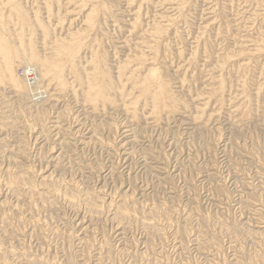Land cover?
Wrapping results in <instances>:
<instances>
[{
	"label": "rangeland",
	"instance_id": "1",
	"mask_svg": "<svg viewBox=\"0 0 264 264\" xmlns=\"http://www.w3.org/2000/svg\"><path fill=\"white\" fill-rule=\"evenodd\" d=\"M116 1L118 2V3L116 2L117 4L122 6V8H124L125 5L127 4V0H116ZM214 1L215 0H190L189 6L185 8L186 11H184L183 13V20L179 21V23L176 25L177 27L175 26L176 28L174 27L172 29V31L178 30L183 36V39H186V41L184 40L185 44H183L185 49H187L186 51H188V49L194 45L195 39L193 38L194 36L196 37L197 34L199 35L198 33V30L200 31L199 26L204 25L205 19L204 18L202 19V17H204L203 15L205 13H208L209 9L214 4L219 2V0H216L215 2ZM220 3L225 4V6L228 7L226 11L228 15L230 14L229 15L230 18L233 19L238 16L237 18L238 22L232 21L231 23L232 32L230 30L228 32L229 34L228 33L221 34L222 36L225 37V38L222 37L224 41H222L221 35L220 36L217 35L215 38L213 37V41L215 43L216 49H218L217 50L218 54H221L219 52H222L223 50L225 51V49L226 51L228 49H232L231 46H233L235 42L234 40L237 37V33L238 35L245 33L255 35L261 28L263 29L264 26V0H253V2L252 0H220ZM126 6L127 7H125L124 9L128 8V5ZM166 6L168 7V5ZM166 6H164L166 8V9L164 8V10H167ZM170 7L171 6H169L168 9L172 10V8ZM145 8L146 7L143 8V11L146 10ZM158 8L160 9L161 7ZM126 14L128 13H125V15ZM77 15L75 14V17L77 16L76 18L78 19H73L76 20L74 23L78 24V26H81L83 25L82 24L83 22H81L82 20L80 16L81 14L80 15L77 14ZM125 15L119 17L121 19V22L120 20H118L117 22L118 24L123 26L120 31L115 30L116 23L112 21L110 24L112 26L110 27V29H113L114 26V30H115V31L111 30L110 33L111 35L117 34L118 40L117 39L116 40L118 43H120L118 44L119 47L121 46L119 48L120 50L126 49L124 43L125 40L127 39L126 37H128L129 35L128 32L126 31L128 28H126L124 25L127 24L126 18L129 19V17H125ZM65 16H69V15H65ZM70 16L67 18L70 19L75 18L74 15L71 17ZM122 17H124L125 19ZM244 19L246 20V22ZM181 22L182 23L184 22L187 25L186 24L184 25V23L182 24ZM201 22H203L202 25ZM67 23L68 22L65 21L63 25L66 26ZM249 23L252 24L250 25ZM189 25L191 27H189ZM246 25L249 27L251 26L250 27L251 29L249 27H245ZM123 28H125L126 30H124ZM184 28L187 29V32H185L186 30ZM172 31L170 33H172ZM126 33L128 34L127 36ZM170 33L169 36L172 38L168 37V40L170 43H172L171 46L176 48L178 45H176L177 44L176 41L175 42L173 41L174 32L171 35ZM211 35H213V32L211 33ZM226 36L228 37L227 39ZM218 37H220L221 39ZM223 43L225 44L223 45ZM223 46L224 48H222ZM219 48H221L222 50ZM214 52H215L214 54H216L215 56H217V52L215 49ZM187 53L189 54V51ZM202 55L204 54L201 53V60L204 59V56ZM24 67H29V65L24 64L20 66L19 69L21 70V68ZM19 69L17 71L18 76L20 78H24V76L21 77V75L19 74ZM257 73H259V71H257ZM10 90L11 89H8L6 91V96L10 97L9 104L12 103L11 105H6V106H10V107H6L4 104L1 103L2 101H0V111H1L0 116L5 117L6 115V117L7 116H9L10 118L13 117L12 120H14V122L16 121L15 122L16 129L13 128L8 132L9 139H7L4 142V144H2L3 142L0 143L1 146L0 151L3 150L0 153V165H1L0 190L2 191L0 193L1 196L4 193L3 194L4 198L7 197L8 199L7 200L8 202L6 201L7 203H5L6 205L5 204L2 205V203L0 202V229H1L0 240H2L1 249L2 250L4 249L3 251L2 250L0 251V258H2V256L4 255L3 257H5L8 260H11L10 261L11 263L25 264L26 263L25 259L22 258L19 259V255L17 258V254L16 255L14 254L16 252L13 253L15 247L17 248V246L18 247L24 246L25 243L26 246L28 245L27 247L30 246L31 249L33 248L32 250H34L33 252L35 254L37 255L40 254L41 255V256L39 255L40 257L43 256L44 259L45 258L47 259V260L43 259V262L45 261L44 264L46 263L50 264L51 258H52L51 260L56 259L55 262H53L54 264H66V263L68 264L70 260L71 263L73 262V264L75 263L77 264H88V263L89 264H134V263L135 264H165V263L166 264L168 263L197 264L198 262H199L198 264H219V263L264 264V258L262 256L264 255V145H263L264 115H262L263 112H261L262 116L259 120H257L258 118L253 119L254 121L250 120L248 122L241 123L240 125V122H238L239 123L238 124L237 120L235 118H232L228 110H225L224 112L227 111L226 112L227 114L223 112L221 116H219L218 119L214 122V126H212L211 129L209 127L205 128V130L204 128L203 130L201 128H197L199 130L196 131L195 129L196 133H194L195 131L192 130L193 137L191 135L182 136L181 134L185 132H192V131H186L187 129L184 130V128L192 127L189 125L182 126V128L184 127L183 129L182 128L160 129V127L154 128L152 126H151L152 129L147 126L148 128L147 129L142 127V129L143 128L145 129L144 131L146 132L147 135H145V132H143L142 130L140 131L143 133V135L141 132H139V130H138L139 133L136 132L137 129L135 128L134 130L136 131L133 130L134 133L135 132L137 133V134L135 133V135L138 136V134H140L138 136L139 141L135 142L134 138H132L133 137L132 135H134L133 131H129L125 133V131H128L129 129L134 127L131 126L129 120L126 119L127 117L125 114H123L124 113L123 110L118 111L121 109H118L115 112V115L117 117L114 115L112 119L101 118L99 116L98 117L95 116L94 114L87 115L89 113H86L83 110L81 105L77 102V99L73 97V95L71 94L65 95L61 99L57 100V102L56 101L46 102V100L48 99V94L46 90H44L46 91L45 93L42 90L43 94L41 93L40 95L45 94L44 99L45 102L48 104L43 102L44 101L43 98L42 99L37 98V100L39 99L38 101H33L32 103H29L33 99L34 94L31 96L32 98H29L28 95H26L27 93L24 92L19 98V96L16 97L12 92H10ZM33 103L34 105L41 104L40 107H42V109L37 105L34 106ZM43 104L44 106H42ZM51 104L52 107L54 108L52 107L50 108ZM59 107H60V111H59ZM64 107L68 109L66 111L67 114L64 112L66 115L63 116L62 114L61 117V111H62L61 108L64 109ZM46 108L48 110H46ZM59 112L60 115L57 114ZM228 113L230 114L231 118L229 117ZM12 120L10 119V121ZM53 121L54 122L56 121V124ZM111 122L119 125V129L114 130V128L107 125V123H111ZM171 126L173 127L174 124H172ZM57 127L59 128L61 127L62 129H58ZM217 127L219 128V130ZM70 128L74 129V132H76L77 129L80 130V134L82 136L78 137L80 134L76 135L77 136L76 138L80 140L79 142L80 145L82 141L84 143L87 142L84 141L83 139L84 136L85 138H88L90 137V135L92 134L94 135V137L93 136L90 137L93 139L89 140L90 145L88 146L90 148L87 146L86 148L87 154L85 153L87 160L93 162L94 164V169H95L93 170L94 172L92 171V173H89L88 169L79 168V166H77V163H79L81 159L77 155L78 152H76V154H73L74 149L72 150L71 148L72 146L69 145V143L71 144L76 142L73 141V139H75V136L71 135V133L66 132L69 131ZM153 128L156 130H153ZM64 129L67 130L64 132ZM94 129H96V132L94 131ZM178 129L179 130L181 129V133ZM177 130L179 131L180 135L179 133H176ZM56 131L58 134H56ZM61 131H63L62 134ZM164 132H165L164 135L167 137L163 135ZM210 132L213 135H211ZM129 134L132 135L128 136L127 138L124 137ZM143 136L144 137L151 136V140L150 139L145 140ZM191 137L193 138L192 140ZM60 138H63L65 139L66 142H69L68 145L64 146L62 149H59L61 147L60 144L62 143V140H60ZM123 138H125V140L127 141H131L133 139L132 140L133 143L130 146H127V149L128 148L130 149L131 146H133L135 148L134 151H137L134 156L132 157L130 156V161H127L129 159V156L123 155L124 153L127 152L120 151L121 152L120 153L117 150L119 148L118 145L120 143V140ZM16 140H18L19 142ZM188 140H190V143ZM140 141H142L143 143ZM51 143L53 144V146L58 144L54 150L56 151L55 153H50L51 152L50 147L51 148L53 147ZM127 143L128 142H126V144ZM113 144L114 145L116 144L115 146L117 149ZM111 145H113V148ZM11 146H13L14 148H12ZM84 148L85 147H81V149ZM145 150H147L148 152ZM227 150L229 151L227 152ZM58 153L59 154L63 153L62 159L53 161L54 157L55 158L58 157ZM152 158L157 159V160H153L154 163L160 162L161 160L160 162L161 165L151 164ZM119 159L121 160L119 161ZM72 161H74V163L76 164H72L73 163ZM134 161L135 163H133ZM129 162L134 167V169L131 170L132 172L129 169H126V167L130 166V164H128ZM145 163L148 165H146ZM115 164H117L118 166ZM164 164L168 165L167 170L169 171V173H165L164 175L159 174L160 173L159 170L153 168L156 166L157 168L159 167L165 168L166 166ZM54 166H56L57 168H55ZM113 166L115 167V169L110 170L113 169ZM100 168H102L103 172L102 171L99 172ZM79 169L85 171L84 175L80 172ZM153 169H155L157 172H152ZM53 171L55 172L52 175L53 178L50 180V183L54 182L53 180H55V182H58L57 180H60L61 182L60 181L59 182L61 184L59 183L56 185L57 187L56 194L52 196L51 194H49V192H47L46 189L43 190L40 189L41 186L39 185V182L42 180L40 177L44 176L43 174H45V176L50 175L49 173H52ZM22 174H24V176L27 177L26 179H32L33 182L35 181V183H38L37 185H39V187H37L35 190L33 189L34 191L29 190L28 188L29 186L19 188L18 190L20 191H18L17 188L15 187L9 189L10 187H8L9 184H7V182L9 183L10 179H13L14 177H17V175H22ZM127 174H129L131 177ZM135 176L136 178H138L137 180L133 179ZM104 181H106V183ZM134 182L137 183L135 184ZM164 182H166V184H164ZM121 183H123L124 186L120 188V186L122 185ZM128 184H130V186L133 185L132 186L133 189H137L136 194H134L132 196V199L130 200L132 202L131 205L134 204L136 209L134 210L135 212L132 211L135 214L131 213L130 217H128V219H126L125 221L121 222L122 224H120V222H117L116 220L114 221L112 220L114 219L113 216L114 207H109L108 204L110 203L120 204L121 196L119 194ZM101 187L103 188L102 190L105 189L104 192L101 190ZM129 187H126L123 190V192L129 190ZM42 188L45 187L43 186ZM40 191L46 192V194L49 195H46L44 199L40 194H38V192ZM97 191L98 192L101 191L100 194H98ZM5 193L7 196L5 195ZM70 194L71 195L74 194L75 198L73 199L72 197H70L71 196ZM112 194L113 196L110 200ZM95 195L98 196L99 198H101L102 196L101 200L106 201V202L104 201L106 205L102 203V205H104L105 208H103L104 211L102 209V213L100 215L90 214L91 212H88L90 211V209L88 208V205L85 204L88 198H90L89 200L94 199L93 196ZM109 195L110 197H108ZM105 196H107V198ZM109 201L110 203H108ZM100 204L101 202L99 203V205ZM107 208L109 209L113 208V209L109 210ZM76 216L87 217L86 219L89 222L87 225L89 226L91 225L88 230L85 231L83 229H78L79 228L77 224L78 217ZM144 220L145 222H142ZM229 223L230 225L233 223L231 227L227 226L229 225ZM238 228H241V231ZM251 229H253V231ZM258 230L263 234L257 232ZM255 232L258 235L257 234L254 235ZM82 239H85L86 242L81 241ZM28 242L30 243L28 244ZM102 243L108 244L103 249V251H101L102 248H100V246H102ZM7 245L8 247H6ZM260 248L263 251H261ZM44 253L45 255H43ZM53 253L55 254V256ZM254 254L256 255V257ZM258 257H262L263 260ZM253 259H255V261Z\"/></svg>",
	"mask_w": 264,
	"mask_h": 264
},
{
	"label": "bare ground",
	"instance_id": "2",
	"mask_svg": "<svg viewBox=\"0 0 264 264\" xmlns=\"http://www.w3.org/2000/svg\"><path fill=\"white\" fill-rule=\"evenodd\" d=\"M189 1L190 0H127L126 5H128V8L124 9L127 6L125 5V7L122 8V6L117 4L118 2L116 0H0V101H2L1 103L4 104L5 106L12 104V103L9 104L10 103L9 102L10 97L6 96V91L8 89H11L10 92H12L16 97L19 96V98L24 92L27 93L26 95H28L29 98H32L31 96L34 94L33 99L29 103H32L33 101H38L39 99L37 100V98H41V99L43 98L44 99L45 94L40 95L42 93V90L47 91L48 99L46 100V102L47 101L48 102L49 101H56L57 102V100L61 99L65 95L71 94V95H73V97H75L77 99V102L81 105L83 110L86 113H89L87 115L94 114L97 117L99 116L101 118L112 119L115 115V112L118 109H121L118 111L123 110V112H124L123 114H125L127 117L126 119H128L129 122L131 123V126L134 127V128H131L132 130L129 129L128 131H125V133L129 132V131H133L135 128L137 129V131L134 130L136 132H138V130H139V132H141L140 130L145 132L144 128H147V126L150 128H151V126L154 128L160 127V129L161 128H163V129L182 128V126H185V125L192 126L191 128H184L183 127L184 130L187 129L186 131H192V130L195 131V129L197 131V130H199L197 128H201L202 130L204 128V130H205V128H208V127L211 129V127L214 126V122L218 119L219 116H221V114L225 110H228V112L231 114L232 118H235L237 120V123L240 122V125H241V123L248 122L250 120L252 121L253 119L258 118L257 120H259L261 118V116L264 115L263 114L264 113V26H263V29L261 28L255 35H251L248 33L238 35V33H237V37L234 40L235 42H234L233 46H231L232 49H228L227 51L225 49L226 52L223 50L224 51V52L222 51L223 53L219 52L221 54H218V51H217L218 49H216L215 43L213 41V37L215 38L217 35L220 36L221 34H225V33L227 34L231 30L232 21L238 22L237 21L238 16L236 15L237 16V17H235L236 19L230 18L229 17L230 14L228 15V13L226 11V9L228 7H226L225 4H221L220 0H219L218 3L214 4L215 6L213 5L209 9V12L206 10L208 13L204 12L205 13L203 15L204 17H202V19L203 18L205 19L204 25H202L203 22H201L202 26H199L200 31L198 30L199 35L197 34V36H196L197 38L194 36L193 39H195V42H194V45L191 46V48H189L190 50L188 49V51H189V54H188L187 53L188 51H186L187 49H185V47L183 45V44H185L184 40L186 41V39H183V36L181 35V33L178 30L172 31V29L179 23V21L183 20V13H184V11H186L185 8L189 6ZM252 2H253V0H252ZM166 5H168V7L171 6L170 8H172V10H169ZM164 6L167 7V10H164V8H165ZM144 7H146L145 11H143ZM158 7H161L160 8L161 10ZM125 13H128V14H126L127 16L125 15ZM252 13H254V12H252ZM255 13H257V12H255ZM75 14L76 15L81 14L80 15L82 18L81 22H83L82 23L83 25L78 26V24L74 23L76 20H73V19H78V18H76L78 15L75 17ZM65 15H69V16L74 15L75 18L70 19V18H67L69 16H65ZM124 15H125V17H129V19L126 18L127 24H124L125 27L128 29L126 30L125 28H123L124 30H126L128 32L129 35L126 33V36L128 35V37H126L127 39L125 40V43H124L125 44L124 46L126 49L123 48L124 50H120L119 48L121 46L120 47L118 46V44H120V43L117 42V40H118L117 34L112 33L113 35H111V33H110L111 30H114V26H113V29H110V27H112L110 24L112 21L114 23H116L115 24L116 25L115 30L120 31L123 26H121L117 22H118V20H120V22H121V19L119 17L124 16ZM240 16H242V15H240ZM251 17H252V15H251ZM122 18H124V17H122ZM146 18H148V19H146ZM65 21L68 22L67 23L68 26L65 24L67 27L63 25V23ZM185 21H187V20H185ZM245 22H246V20H245ZM121 24H123V23H121ZM185 24L186 23H184V25ZM249 24L251 25L252 23H249ZM58 26H61V27H58ZM189 27H191V26L189 25ZM245 27H249V26L246 25ZM252 27H253V25H252ZM185 30L184 31L187 32V29H185ZM171 31H172V33L174 32L173 33L174 34L173 35V39H174L173 41L174 42L176 41L177 42L176 45H178L177 47L175 46L176 48L172 47L171 46L172 43H170L168 40V37H170L169 33ZM189 32H188V34H189ZM193 32H194V30H193ZM212 32H213V35H211ZM231 32H232V30H231ZM172 33H170V35ZM240 33H242V32H240ZM119 34H121V33H119ZM122 37H123V35H122ZM222 37H224V36L221 35V38ZM170 38H172V37H170ZM218 38H220V37H218ZM227 38L228 37L226 36V39ZM222 41H224L223 38H222ZM190 43H193V42H190ZM225 43H223V45ZM222 48H224V46ZM214 49L217 52V56H215L216 54H214L215 53ZM219 49H221V48H219ZM201 53L204 54V55H202V56H204L203 60H201ZM24 64L29 65V67H24V68H21V70H20L19 69L20 66H22ZM18 69H19V74L21 75V77L24 76V78H20L18 76V72H17ZM257 71H259V73H257ZM46 91H44V93ZM35 94H38V95H35ZM43 102L46 103L45 99ZM46 104H48V103H46ZM33 105H34V103H33ZM36 105L40 107L41 104H36ZM36 105H34V106H36ZM42 106H44V104ZM6 107H10V106H6ZM51 107H52V104H51L50 108ZM40 108L42 109V107H40ZM52 108H54V107H52ZM36 110H39V109H36ZM46 110H48V109L46 108ZM61 110H62L61 111V117H62V114H63V116L67 114V112H66L68 110L67 108H65V107H64V109L61 108ZM59 111H60V107H59ZM226 112H224V113H226ZM261 112H263L262 115H261ZM57 114L60 115V112ZM230 114H229V117H230ZM9 118L10 117L9 116L6 117V115H5V117L0 118V138H1L0 143L3 142L2 144H4V142L7 139H9L8 138V132L13 128L16 129V127H15L16 121L14 122V120H12L13 117L10 118L12 121H10ZM29 121H30V119H29ZM54 123L56 124V121ZM111 123H107V125L114 128V130L119 129V125L114 124V123L111 124ZM130 123H129V125H130ZM172 124H174L173 127L171 126ZM104 125H105V123H104ZM54 127H56V126H54ZM142 127H144V128L142 129ZM46 128H48V127H46ZM57 128L62 129L61 127L60 128L57 127ZM154 128H153V130H156ZM90 129H92V128H90ZM66 130L67 129H64V132ZM178 130L176 131V133H179V131L181 133V129L179 131ZM218 130H219V128H218ZM94 131L96 132V129H94ZM134 131H133V133H134ZM196 131L194 133H196ZM62 132L63 131H61V134H62ZM66 132L71 133V135H74L75 139H73V141L74 142L76 141V142L70 144L69 142H66L65 139L60 138V140H62V143L60 144L61 147L59 146L60 147L59 149H62L64 146L68 145V143H69V145L72 146L71 147L72 150L74 149L73 154H76V152H78L77 155L81 159L80 162L77 163V166H79V168L88 169L89 173H92V171L95 170L94 164H93V162H90L87 160L85 153H86L87 146L90 145L89 140L93 139L90 137H92V136L94 137V135L92 134L88 138H85V136H84L83 139H84V141H87V142L84 143L81 140L82 141L81 142L82 146H81L79 144L80 140L76 138L77 137L76 135L80 134L79 129H77V131L74 132V129L70 128L69 131H66ZM218 132H221V131H218ZM51 133H52V130H51ZM135 133H134V135L129 134V135L124 136V137L127 138L128 136L132 135L133 137L132 136L131 137L134 138V141L138 142L139 141L138 136L140 134H138V136H137V135H135ZM176 133H174V134H176ZM180 133H179V135H180ZM56 134H58L57 131H56ZM63 134H65V133H63ZM164 134H165V132L163 133V135ZM181 134H182V136L183 135H189V136L191 135L193 137V135H192L193 131L192 132H185V133H181ZM99 135H100V132H99ZM142 135H143V133H142ZM145 135H147L146 132H145ZM211 135H213V134L211 133ZM56 136H58V135H56ZM81 136L82 135L80 134L78 137H81ZM117 136H119V135H117ZM151 136L150 137H144V139L145 140H147V139L151 140ZM165 137H167V136H165ZM192 137H191V140L193 139ZM253 137H254V135H253ZM115 138H116V136H115ZM16 139H17V137H16ZM105 139H104V141H105ZM128 139H130V138H128ZM132 140L127 141V140H125V138L121 139L120 143L118 145L120 150H119V148L117 149L115 146L117 143L115 145L113 144L119 152L120 151L121 152L122 151L127 152L124 154L122 153L124 156H126V155L129 156V159L127 161H130V156L131 157L134 156L135 153L137 152V151H134L135 148L133 146H131V148H133V149H131V148L127 149V146H130L133 143ZM16 141H18V140H16ZM188 141L190 143V140H188ZM115 142H117V141H115ZM126 142H128V143L126 144ZM140 142H142V141H140ZM148 142H150V141H148ZM57 145L53 146V144H52V146H53L52 148L49 146L50 150H51L50 153L56 152L54 150H55ZM83 145H85V146H83ZM113 145H111L112 148H113ZM189 145H191V144H189ZM11 147L14 148L13 146H11ZM81 147H85V148L81 149ZM15 148H16V146H15ZM2 151L3 150H1L0 153ZM145 151H147V150H145ZM228 151L229 150H227V152ZM87 152H88V150H87ZM62 154L63 153H61V154L58 153V157H56V158L54 157L53 161H57L59 159H62ZM15 155H17V154H15ZM120 160L121 159H119V161ZM153 160H157V159L152 158L151 164H160L161 165V163H160L161 160H160V162H156V163H154ZM72 162H71L72 164H76V163H74V161H72ZM75 162H76V159H75ZM133 163H135V161ZM128 164H130V162ZM115 165H117V164H115ZM146 165H148V164H146ZM134 166H137V165H134ZM165 166H166L165 168L164 167L157 168V166L153 167V168L158 169L160 172L159 174L164 175L165 173H169V171L167 170L168 165H165ZM54 167L57 168L56 166H54ZM72 167H73V165H72ZM114 169H115V167L113 166V169H110V170H114ZM126 169H129L131 171L132 169H134V167L130 164V166L126 167ZM0 170H1V167H0ZM52 170H53V168H52ZM79 170L84 175L85 171H83L82 169H79ZM98 170H99V168H98ZM107 170H108V168H107ZM154 170L155 169H153L152 172H157L156 170L155 171ZM101 171H102V168H100L99 172H101ZM130 171H128V172H130ZM54 172L55 171H53L52 173H49L50 175H46V176H45V174H43L44 176L40 177L42 180L39 182V185L41 186L40 189L41 190L46 189L47 192H49V194H51L52 196L54 194H56V190H57L56 185L61 182L60 180H57L58 182H55V180H53L54 182L50 183V180L53 178L52 175L54 174ZM127 175H129V174H127ZM136 176L133 179L137 180L138 178H136ZM189 176H191V175H189ZM195 176H198V175H195ZM26 178L27 177L24 176V174L17 175V177H14L13 179L9 178L10 179L9 183L7 182V184H9L8 187H10L9 189H12L15 187L18 190L19 188L29 186L28 187L29 190L32 191L33 189L35 190L37 187H39V185H37L38 183H35V181L33 182L32 179H26ZM69 179H71V178H69ZM104 182L106 183V181H104ZM144 182H146V181H144ZM123 183H121L122 184L121 186L119 184L120 188L122 186H124ZM164 184H166V182H164ZM43 186L45 188H42ZM129 186H130V184L126 185L124 187V189L126 187H129ZM132 186L133 185H131L129 187V190H127L125 192H123L124 189L121 191V193L119 194L121 196V203L120 204H118V203L116 204L113 202L115 204L114 205V204L110 203V201L108 202V203H110V204H108L109 207H114V211H113L114 212V214H113L114 219H112V218L111 219L113 221L116 220L117 222H120V224H122L121 222L128 219V217H130L131 213L133 214L135 212L134 210L136 209L134 204L131 205L132 202L130 201L132 199V196L134 194H136V192H137V189H133ZM118 188H117V190H118ZM102 189L103 188L101 187V190ZM108 189H109V187H108ZM117 190H115V191H117ZM18 191H20V190H18ZM102 191L104 192L105 189ZM139 191H141V190H139ZM0 192H2V191L0 190ZM100 192H98V194H100ZM6 193H8V192H6ZM6 193H5V195H6ZM88 193H91V192H88ZM116 193H118V192H116ZM3 194L1 196V193H0V197H1L0 202L2 203V205L8 202L7 201L8 199L6 197L7 195L5 196L6 198H4ZM38 194H40L43 198L46 197V195H49L43 191L38 192ZM115 195H118V194H115ZM112 196H113V194L111 195V197H110V195L108 196V197H110V200H111ZM227 196H229V195H227ZM67 197H68V195H67ZM70 197H72L73 199L75 198L74 194H72ZM93 197H94V199L89 200L90 198H88L87 202L85 203L88 205V208L90 209V211H88V212H91L90 214L100 215L102 213V209L105 208L104 205H106V203H105L106 201L101 200L102 196H101V198H99L96 195ZM105 197L107 198V196H105ZM47 198H48V196H47ZM113 201H115V200H113ZM100 202H101V204L99 205ZM102 203H104V205H102ZM51 204H52V201H51ZM41 205H43V204H41ZM164 205H165V203H164ZM16 208H17V206H16ZM19 208H20V206H19ZM107 209H109V208H107ZM112 209L110 208L109 210H112ZM103 211H104V209H103ZM132 211H134V212H132ZM172 212H174V211H172ZM9 213H11V212H9ZM221 214H222V212H221ZM202 215H203V213H202ZM82 216H79V217L76 216V217H78L77 218V224L79 227L78 229H83L86 231L89 229V227L91 225L90 226L87 225L89 223L86 219L87 217H82ZM91 217H93V216H91ZM95 217H97V216H95ZM142 222H145V220ZM92 225H93V223H92ZM231 225L229 223V225H227V226L231 227ZM235 225H236V223H235ZM237 227H239V226H237ZM238 229H240V231H241V228H238ZM12 230H14V229H12ZM251 230L253 231V229H251ZM70 231H71V229H70ZM248 231H249V229H248ZM257 232H260V231L258 230ZM31 233H32V231H31ZM241 233H243V232H241ZM260 233L263 234L262 232H260ZM255 234H257V233L255 232L254 235ZM13 235H14V233H13ZM70 236H72V235H70ZM5 237H6V235H5ZM13 238H15V237H13ZM157 240H158V238H157ZM1 241L2 240H0V251L2 250L1 249L2 248L1 247L2 246ZM42 241H43V239H42ZM81 241H85V239H82ZM29 243L30 242H28V244ZM257 244H259V243H257ZM69 245H72V244H69ZM107 245L108 244H106V243L105 244L102 243V246H100V248H102V250L100 248L99 249L101 251H103V249ZM27 246L25 243H24V246H20V247L17 246V248L16 247L14 248L13 253L16 252L14 254L15 255L17 254V258L19 255V259L20 258L25 259L26 263L23 262L25 264H44L45 263V261L43 262L44 257L43 256L40 257L41 256L40 254H39L40 256L35 254L33 252L34 250H32L33 248L31 249L30 246L29 247H27ZM6 247H8V245ZM88 247H89V245H88ZM46 248H47V246H46ZM133 248H135V247H133ZM83 250H85V249H83ZM261 251H263V250L261 249ZM201 253H203V252H201ZM80 254H83V253H80ZM43 255H45V253ZM3 256H2V258H0V264H14V263L10 262L11 260H8ZM54 256H55V254H54ZM57 256H59V255H57ZM262 256L264 258V255H262ZM255 257H256V255H255ZM12 258H13V255H12ZM258 258H261L263 260L262 257H258ZM51 259H50V264H54L53 262H55L56 259H54V260H51ZM219 260H217V261H219ZM253 260L255 261V259H253ZM16 261H17V259H16ZM68 264H73V262L71 263V260H70L68 262ZM75 264H77V263H75ZM219 264H222V263H219Z\"/></svg>",
	"mask_w": 264,
	"mask_h": 264
}]
</instances>
